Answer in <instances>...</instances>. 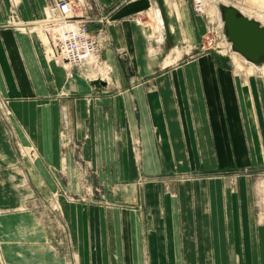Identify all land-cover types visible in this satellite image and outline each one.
I'll list each match as a JSON object with an SVG mask.
<instances>
[{
    "label": "crops",
    "instance_id": "1",
    "mask_svg": "<svg viewBox=\"0 0 264 264\" xmlns=\"http://www.w3.org/2000/svg\"><path fill=\"white\" fill-rule=\"evenodd\" d=\"M97 1L108 17L102 57L113 80L94 91L50 54L43 35L8 27L12 0H0V93L47 172L25 176L45 185L15 187L18 209L0 217V264H264V185L243 172L262 157L250 148L238 78L215 52L160 58L167 38L158 37L169 32L166 48L183 43V55L200 45L205 20L185 0H163L164 9L158 0ZM18 4L23 21L35 23L48 0ZM150 12L162 18L160 31L142 21ZM62 119L73 136L66 143ZM79 142L101 201L69 200L63 192L83 194V186L48 182L63 176L62 145ZM52 193L57 210L41 202Z\"/></svg>",
    "mask_w": 264,
    "mask_h": 264
},
{
    "label": "rangeland",
    "instance_id": "2",
    "mask_svg": "<svg viewBox=\"0 0 264 264\" xmlns=\"http://www.w3.org/2000/svg\"><path fill=\"white\" fill-rule=\"evenodd\" d=\"M88 1L99 3L97 0H88ZM230 1L233 4H237L241 7H244L245 10L248 12L256 11L257 13H260V11L258 12L257 9H259V7L264 3V0H230ZM185 2L190 6L194 3V0H185ZM158 4L160 8L162 9L165 8V2L163 0H158ZM207 4H208V16L209 18L212 19L213 18L212 16L215 14L213 10V5L215 4V0H207ZM155 9H157V7H155L153 10ZM46 14H47V7L45 12V17ZM152 15L153 14L150 12L151 18H153ZM150 16L146 15L144 16L143 19L141 18L142 21L144 22L154 21L153 27L150 24H146L148 25L147 27L149 29L155 30L156 26L158 29V24L164 23L161 17H160L161 22L157 20L159 22L156 23L155 21L156 18L155 19L153 18L152 20L150 19ZM208 16H202L206 23L205 24L206 31L201 36L200 45L197 46L196 48L192 47V49L185 50L183 52V55L181 53L183 51V46H185L183 43H181L179 47L174 45V47L170 49H168V47L166 48L167 44L170 43L169 32L166 31V34H168L166 36L162 34L164 36L162 38L158 37L157 41L158 40L163 41L165 37L167 38L166 42H164L165 48H163L160 58L162 60L163 58L167 59L173 53L177 54L174 55L175 57L178 56V58L183 59L182 61H187L189 59L196 58L206 52H215L217 55L222 56L225 53V50L223 49L224 53H222L220 52L222 51L221 48L211 43L213 35L208 33V26L210 24V20L208 19ZM44 18L39 21L44 20ZM6 25L10 27L8 24ZM158 30L160 31V29ZM25 32L29 33L31 31L27 29ZM36 32L42 35L40 32L38 31ZM43 36L45 37L44 34ZM45 39L47 38L45 37ZM223 43H225V41ZM238 56L241 55L238 54ZM225 57L228 59L229 66H231L229 68L233 71V74L238 78V82L240 83L241 98H242L241 101L243 102L242 106L245 115L244 124L246 126L247 123L251 121L253 122L251 128L249 130H246L250 148H252V144H255L257 148V152H259L261 154L260 157H262V161L259 162V164H257L254 168L245 169L243 172L245 174L252 173L255 185L263 186L264 185V73H261V71L259 70H256L253 73H249L247 71V67L251 64L245 61H243V63L247 67L245 69L239 68L236 60L232 58L231 52H229ZM178 58H174L173 60L175 61ZM103 61L106 62L105 59H103ZM121 61L128 66L130 61L129 56L126 54H122ZM170 63H172L171 60H169L167 64ZM107 67L108 69H106V67L105 69L109 72L108 76L105 75L107 73L103 72L105 69H101L104 75L101 73L98 75L96 74L94 76L87 77L82 75L81 70H79V75L86 78L93 85L94 91L101 90L103 89L101 82L110 84L112 83L113 80V73L111 72L110 67L109 66ZM256 121H259V123L255 124ZM62 125H63V129L61 126L60 137L63 143H66L68 141V137L69 136L71 137L72 135L70 133L69 134L67 133L66 130L67 124L64 119H62ZM71 127L72 125L70 124L69 130H71ZM82 147L83 146L81 142H79L77 145L72 144L71 146L70 145L64 146V144L62 145L64 154L62 157L61 170L63 172L62 173L63 176L57 178V180H59V183H55L51 178L50 180H48V182L53 185L58 184L60 187L66 186L70 191L76 189L77 186L79 187L83 186L84 188L83 194L69 193L67 191L66 192L64 191L63 194L69 200L92 201V202L101 201L103 195H102L99 179L97 178L96 174L92 172L90 163H85V162L82 163V159H81ZM70 151L73 152L75 157V159H73L72 161L73 163L65 162L64 156ZM41 156L42 155L41 152L39 151V146L35 143V141H33V139H31L28 132L23 128V126L17 120L16 115L9 106L8 100L0 93V217L10 214L12 211H16L18 209L16 204L13 205V202L17 203L16 200L18 198L17 197L18 193L15 191V187L20 185L33 184V180L36 182V184L38 183L39 185L46 184L45 179H32V178L29 179V177H25L27 175L28 169L32 170L33 172L36 171L37 173L42 171L41 173H44L46 175L47 173L45 171L46 168L41 162L42 160ZM82 165L84 167V171L82 169L83 167H81ZM17 170L22 172L23 178L12 177V174L15 173V171ZM184 178H186L185 175H178L177 177H175V181H179ZM141 183L142 181H140L139 185H141ZM36 196L39 198H42L43 196L45 197L46 200L41 199V202L44 204V206L51 209H53L54 207L55 210L58 209L59 195L57 193L43 194V196L42 195H36Z\"/></svg>",
    "mask_w": 264,
    "mask_h": 264
},
{
    "label": "built area",
    "instance_id": "3",
    "mask_svg": "<svg viewBox=\"0 0 264 264\" xmlns=\"http://www.w3.org/2000/svg\"><path fill=\"white\" fill-rule=\"evenodd\" d=\"M11 5L7 24L18 31L28 29L44 34L50 44V54L65 67L81 70L82 75L87 77L101 74V69L105 67L108 69L102 59L104 43L101 40L105 37L108 17L98 3L88 0H49L46 17L35 23H27L20 17L18 0H12ZM193 8L198 15L208 16L207 0H194ZM212 17L214 20L208 16V33L213 35L211 43L221 48L222 53L224 49L223 55H227L232 51L223 34V23L217 14ZM260 17L254 16L257 20ZM95 23L101 24L97 32L91 28ZM105 75L108 76L109 72Z\"/></svg>",
    "mask_w": 264,
    "mask_h": 264
},
{
    "label": "water",
    "instance_id": "4",
    "mask_svg": "<svg viewBox=\"0 0 264 264\" xmlns=\"http://www.w3.org/2000/svg\"><path fill=\"white\" fill-rule=\"evenodd\" d=\"M217 7L231 51L250 64L264 66V23L245 15L233 4L219 1Z\"/></svg>",
    "mask_w": 264,
    "mask_h": 264
},
{
    "label": "bare ground",
    "instance_id": "5",
    "mask_svg": "<svg viewBox=\"0 0 264 264\" xmlns=\"http://www.w3.org/2000/svg\"><path fill=\"white\" fill-rule=\"evenodd\" d=\"M219 1H222V2H225V3H227V4H233L230 0H215V6L213 5V10H214V12H215V14H217L219 17H220V13H219V11H218V7H217V3L219 2ZM245 15H247V16H249L250 15V17H260V18H258L259 19V21H261L262 23H264V3L259 7V9H257V8H255V9H257L258 10V12L260 11V13H257L256 11H253V12H248V11H246L245 10V8L244 7H241V6H239V5H237V4H235ZM251 11V10H250ZM158 20L161 22V18L159 17L158 18ZM159 28H161V26L160 25H158V29ZM223 36V35H222ZM226 43H224V45H225ZM231 55H232V58L233 59H235L236 60V62H237V64H238V66H239V68H241V69H245L247 66H245L244 65V63H243V61H245V62H247L246 60H245V58H243L242 56H238V53H235V52H231ZM256 70H259V71H261V73H264V66H260V67H257V66H255V65H253V64H251V65H249L248 67H247V71L249 72V73H253L254 71H256ZM104 73H108V71H104Z\"/></svg>",
    "mask_w": 264,
    "mask_h": 264
}]
</instances>
